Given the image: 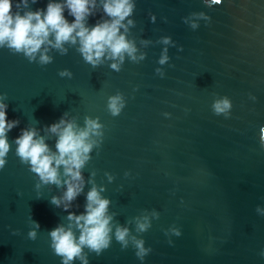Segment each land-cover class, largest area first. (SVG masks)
Here are the masks:
<instances>
[{
	"label": "water",
	"instance_id": "obj_1",
	"mask_svg": "<svg viewBox=\"0 0 264 264\" xmlns=\"http://www.w3.org/2000/svg\"><path fill=\"white\" fill-rule=\"evenodd\" d=\"M130 2L135 9L121 33L136 47L138 63L106 53L94 68L77 43L65 44L64 55L50 48L53 61L41 66L0 48V95H7L0 102L8 105V120L20 121L7 134L11 149L0 169V264H62L49 231L71 222L63 210L67 202L56 207L50 200L62 198L67 186L40 182L16 155L14 140L21 129L35 128L55 151L57 136L47 126L65 112L80 128L86 116L102 126V135L90 138V159L80 170L83 192L69 211L81 214L96 187L109 200L110 223L151 248L141 261L131 240L122 249L113 236L100 255L84 249L89 264H264V0H221L211 7L204 0ZM47 3L29 0L30 10ZM102 4L96 0L86 26L104 16ZM64 15L74 21L67 10ZM164 49L169 60L161 65ZM64 69L71 78L59 76ZM117 94L125 107L112 116L108 98ZM224 97L232 103L227 119L211 109ZM60 173L67 179L63 166ZM144 217L151 227L139 233L136 224ZM32 220L40 225L35 240L28 236Z\"/></svg>",
	"mask_w": 264,
	"mask_h": 264
},
{
	"label": "clouds",
	"instance_id": "obj_2",
	"mask_svg": "<svg viewBox=\"0 0 264 264\" xmlns=\"http://www.w3.org/2000/svg\"><path fill=\"white\" fill-rule=\"evenodd\" d=\"M35 3L37 0H31V4ZM204 3L211 7L220 4L221 0H210V3L209 0H204ZM95 8L96 0H48L45 9L33 11L30 10L29 0H18L15 5L13 0H0V48H7L13 54H23L30 63L36 62L41 66L53 61V58L47 54L50 48L57 49L61 55H64L67 54L65 44L77 43L79 44L77 51L84 61L94 68L106 53H109L110 59H118L120 63H123L125 55L131 61L138 63L135 55L136 47L121 33V28L127 30L123 22L133 15L135 5L130 0H103V14L108 19L101 16L94 26H86V21L94 15ZM65 10L68 11L69 16L74 17V21L69 22L66 19ZM198 15L206 20L210 19L203 13ZM150 16L154 22L155 16L151 14ZM184 22L187 23V19ZM128 23L133 22L128 21ZM191 28L196 29L197 25L192 23ZM170 39L168 36L162 37V42L168 44ZM139 59L143 60L144 56L141 55ZM168 60L167 49H164L158 63L164 65ZM111 68L117 72L121 70L118 63H112ZM155 72L161 77L164 76L161 68H156ZM58 74L68 78L73 75L68 69ZM6 98V94L0 95V101ZM7 107L6 103L0 102V169L5 167L11 149L7 134L20 123L19 120H8ZM124 107L125 103L120 94L108 98L107 109L112 116L120 115ZM211 109L215 115H222L227 119L231 116L232 103L229 98L224 97L214 100ZM67 115L68 113L65 112L58 122L47 126L48 131L57 136L55 151L49 147L43 136H37L35 128L21 129L20 135L14 140L17 145L16 155L21 163L29 165V170L36 174L40 182L57 187L62 183L67 186L63 197L53 196L50 203L60 207L61 200L66 201L63 210L68 213L67 219L71 223L67 227L58 224L49 231L51 248L62 258V264H70L77 259L82 264H89L84 249L87 248L90 252L100 255L110 247L114 236L122 249H127L131 240L135 255L143 261L151 252V248L145 247L143 239L131 235L128 228L110 223L112 216L108 215L109 200L102 198L96 187L88 191L84 211L81 214L77 215L69 211L72 202L83 192L84 181L80 170L90 159L88 154L93 147L90 138L92 135H102L100 132L102 126L98 123V118L86 116L84 127L80 128L74 121L66 120ZM259 140L264 147V127L260 128ZM61 166H63V175L67 177L63 181ZM256 211H259V207ZM144 220L145 222L137 221L136 229L139 233H144L151 227L148 218L144 217ZM32 223L34 228L29 231L28 236L35 240L36 230L40 225L34 220ZM73 223L79 231L78 236L73 231ZM173 234L180 236L181 232L179 229H173ZM169 243L171 244V240ZM260 254L264 256V252Z\"/></svg>",
	"mask_w": 264,
	"mask_h": 264
}]
</instances>
